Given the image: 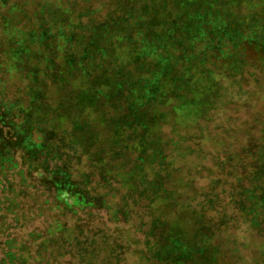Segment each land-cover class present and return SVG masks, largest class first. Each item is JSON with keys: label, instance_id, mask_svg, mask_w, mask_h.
<instances>
[{"label": "trees", "instance_id": "obj_1", "mask_svg": "<svg viewBox=\"0 0 264 264\" xmlns=\"http://www.w3.org/2000/svg\"><path fill=\"white\" fill-rule=\"evenodd\" d=\"M6 1L24 12L13 15L23 36L52 28L55 20L47 18L60 14L70 32L60 51L66 77L62 84L54 81L60 65L56 61L46 78L34 83L23 78L24 68L11 75L3 70L0 77L12 78L0 94L7 96L13 86L20 93L2 102L0 111V264H120L128 253L139 264H219L224 254L217 241L222 220L215 225L206 217L207 204L195 211L187 205L191 219L180 226L153 221L143 241L153 238L155 245L148 242L143 248H138L139 241L115 242L103 228L95 238L87 222L79 221L80 213L90 220L103 210L108 222L116 224L127 205L112 200L125 191L135 201L138 186V195L147 196L146 205L153 207V200L163 194V209L178 211L186 201L173 204L165 182L173 170L182 173L179 181L185 175L188 179L198 162L215 156V145L225 152L220 160L214 157L220 162L210 171L216 177L212 189L226 188L230 212L240 214L228 218V233L229 223L251 228L259 240V258L250 264H264V96L251 126L232 133L212 119L238 101L234 96L240 86L234 93L226 82L232 85L248 70L252 78L264 75V0ZM45 3L50 15L34 21L32 14ZM2 6L0 21L7 17ZM55 38L53 29L48 36L53 56L59 53ZM10 44L4 40V46ZM22 46L29 60L42 49L32 40ZM253 81L258 84V79ZM217 127L227 134L214 131ZM43 128L57 132L60 143ZM189 161L197 163L191 167ZM29 172L36 173L35 180L27 179ZM12 174L19 179L16 185L7 178ZM34 211L38 216L53 212L43 232L26 231ZM64 216L73 221L70 228L62 222ZM82 234L87 241L76 239L82 240ZM177 237L191 254L158 259L160 248H168ZM66 240L79 245L56 247ZM66 256L75 261H63Z\"/></svg>", "mask_w": 264, "mask_h": 264}, {"label": "rangeland", "instance_id": "obj_2", "mask_svg": "<svg viewBox=\"0 0 264 264\" xmlns=\"http://www.w3.org/2000/svg\"><path fill=\"white\" fill-rule=\"evenodd\" d=\"M2 1L4 0H0V4L2 3ZM70 1L71 0H67L68 4H70ZM4 3L5 4L3 6L0 5L4 9H6L7 14V17L0 21V77H3V70L6 71L7 74L11 75L12 73L19 72L21 68H24L22 69L23 73L21 72L22 76H24L23 78L30 79L32 80V83H34V79H45L47 71L49 70L51 64L56 61L60 62V65L58 66L59 71L58 73H56L54 81L58 84H62L66 80V77L63 73V53L60 51L64 50V45H66V33L70 32H66V30L69 28V26H65V21L67 19L62 18L60 13V17H57V19L51 18L52 15H50L49 13V11L51 12V9L49 8V5L45 3L43 5H40L38 7V10L32 14V19L35 21L36 18H39L46 13L45 16H50L48 18H45H47L48 20H55L54 26L52 28L40 27L29 37L28 35L23 36L21 31L18 32V28L15 25L13 15H22L24 14V12H22L19 6L13 2H8L5 0ZM57 8L59 9L58 12L62 10L60 2ZM53 29H55L56 37V41L53 42L54 49L56 50V53L59 52L56 54L57 56H53L48 52L50 48L52 49L48 36L52 33ZM4 40H9L11 43L10 46H4ZM26 40H32L36 43L37 46L42 47V49H40V52H37V54L34 56L33 60H31V58L30 60L28 59L29 53L27 49L22 46V43H25ZM77 41L78 39L75 42ZM4 47H8L7 51L4 49ZM40 69H42L43 71H40ZM251 74L252 70H248L243 73L244 77H242L241 79L237 78L236 80H234L232 85L228 84V82L225 83L228 85V87L231 88L230 90H232V92L234 93L238 91L237 86H240V91H242L241 93L243 94H238L240 92L238 91L234 96V99L238 100L237 102L231 103L225 109L215 112L212 118L214 120V124L218 123L224 130H229L232 133L239 126H251L254 124L256 120L255 115L258 114L256 112L260 108L259 104L262 102V99H260V97L261 95L262 97L264 96V75L256 73L254 75V78H252L250 77ZM229 79L230 78H228V80ZM256 79H258L259 85L253 81ZM8 80H12V78L9 77ZM8 80L0 79V92H4L6 86L8 85ZM13 81L18 80L14 79ZM258 86L260 88H258ZM13 88L15 89L14 86ZM13 88H11L7 93V96L9 98L7 96L4 97L2 94H0V111L2 102L4 103L9 99L12 100V96L14 97L20 95L18 91L14 92L15 90ZM224 98H226V95L222 97V99ZM243 100L245 101V103L242 107ZM43 130L48 138L57 140V142L60 143V140H58V137L60 135L57 132L44 128ZM224 130L222 131L219 127H217V130L214 131H219V134H227V132ZM187 144L191 145L192 147L194 146V142L187 141ZM214 151L215 156L211 155L207 160L201 163L198 162L195 169H191L192 172L189 174L188 179L185 175V177H182L179 181L182 173L175 172V170H173L170 178L165 182L164 189L168 194L171 195L170 200L173 202V204H176L178 206L179 204H182L183 201H186L185 207L179 209L178 211L172 212L173 209H163V206L161 204L163 194H160L158 199L153 200V207H151L150 205H146L148 201L147 196L146 198H141L140 195H138V193H140V187L138 186L136 195L133 197L135 201L130 199V194L132 192L128 195H124L126 194L125 191L118 193L112 200L113 203H126L127 205L123 206L125 208L124 212L117 214L116 224L108 222V216L103 210L94 212L90 220H88L87 216L80 213V223H82L83 221L87 222L88 228H91L92 230L91 235L94 233L95 238H97V236L100 235V232H102L100 228H103L105 233L107 234L106 237H108L109 239L114 238L112 240H114L115 242H118L121 239L123 244L132 240L139 241L140 243L137 245L138 248H143L145 245L147 246L149 244L148 242H150L153 246L154 242L156 241V239L153 238H149V241H143L148 234V229L153 226V221L157 222L156 220L160 218V221L157 222L158 225L160 223L162 224L163 222H167L170 226L176 223L178 224V226H180L181 224L189 223V220L191 219L190 213L186 212L187 205H192L195 211L196 209H199L202 204H207L208 209L206 212H204L206 217L210 220H213L215 225H217L219 221L222 220V223H220L221 231L217 237V241L221 244V248L224 254L221 256L219 264H250L253 260H258L259 253L257 251V248L259 240L256 234L251 231V228L240 224V222L229 223L230 228L228 233V218L231 215L232 217H236L240 214L236 212H230V208L226 204L227 194L223 192L224 190H226V188L219 185L216 187V189H212V183L214 179H216V177H213L212 172L210 171L213 168L215 162H220L215 161L214 157H216L217 160H220L221 157H223V152H225V149L215 145ZM218 151H220V154L218 153ZM42 158L44 157H40L39 161L42 162ZM176 159L177 165H181L182 162L179 160V157H176ZM43 162L46 161L43 160ZM49 163L50 161L47 160V164ZM194 163H197V161H189L191 167H194ZM194 170L196 172L195 175ZM35 175V172H29L28 174H26V177L27 179L29 178L35 180ZM7 178L12 180L13 184L15 185L19 181V179L14 176V174L8 175ZM148 178H151V175ZM2 182L4 183V180L0 175V183L3 184ZM15 189L18 192H21L22 190V188L17 186H15ZM2 192L4 191L0 189V198L4 196V193ZM214 193H217V195H214ZM204 197H206L208 200ZM124 198H128V201H125ZM212 199H214L215 201L212 202ZM208 205H210L211 207L209 208ZM157 209H159V212L155 211ZM32 214L34 215V217L32 219L30 227L26 229L27 232L29 230L43 232L47 227L50 226V223L53 220L52 218H49V216H52L53 212H43L42 215L38 216V212L34 211L32 212ZM61 220L62 222H67L69 228L70 226H72L73 221L67 219L66 216L62 217ZM114 230L119 231V237H117V234H115ZM120 231H122V233ZM85 238L87 241L88 237L82 234V240L80 239V237H77L76 239L79 241H83L85 240ZM177 238L171 241L168 248H160V250L156 254V257L160 260H166L167 258H177L181 255L188 256L189 254H191V251L187 250L184 247H181V243L179 242L181 240L180 238ZM78 245V243L75 244L74 242H68L66 240L58 241L56 247L70 248ZM89 246L90 240L85 247L89 248ZM130 250H132V248H130ZM32 253H34V251H32ZM81 254H79L80 260L82 259ZM45 257L47 259H50L48 255H45ZM100 258H102L101 255ZM121 258L122 260L120 264H139V260L137 259V257L131 255L130 253L121 256ZM73 260L68 256L64 257L63 259V261H69L70 263H73Z\"/></svg>", "mask_w": 264, "mask_h": 264}]
</instances>
